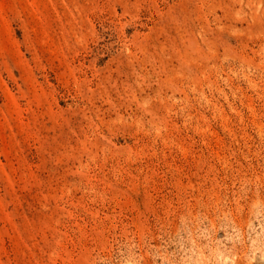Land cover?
<instances>
[{
    "label": "rangeland",
    "instance_id": "374dc122",
    "mask_svg": "<svg viewBox=\"0 0 264 264\" xmlns=\"http://www.w3.org/2000/svg\"><path fill=\"white\" fill-rule=\"evenodd\" d=\"M0 264H264V0H0Z\"/></svg>",
    "mask_w": 264,
    "mask_h": 264
}]
</instances>
